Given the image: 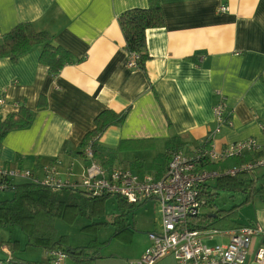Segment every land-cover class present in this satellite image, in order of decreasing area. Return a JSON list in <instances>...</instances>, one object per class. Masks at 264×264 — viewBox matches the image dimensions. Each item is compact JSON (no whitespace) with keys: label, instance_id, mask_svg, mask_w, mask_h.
Wrapping results in <instances>:
<instances>
[{"label":"crops","instance_id":"0c3cea01","mask_svg":"<svg viewBox=\"0 0 264 264\" xmlns=\"http://www.w3.org/2000/svg\"><path fill=\"white\" fill-rule=\"evenodd\" d=\"M158 1L164 23L146 31L149 59L142 71L128 66L117 17L128 9L146 8L147 0H0V38L15 25L30 22L73 58L56 76L39 63V48L15 62L0 59V98L5 101L1 116L22 106L32 117L29 126L2 139L0 166L29 170L40 179L52 169L62 180H79L86 166L82 139L94 129L96 116L111 110L125 112L123 121L97 140L104 149L120 147L111 167L158 179L168 164L158 161L167 143L178 140L179 151L191 156L213 129L212 108L220 98L232 127L215 135L214 149L249 138L264 146V0ZM228 161L213 164L220 165L213 170L232 167ZM242 177L264 183V169ZM158 213V225L148 233L159 231L160 206ZM237 216L239 227L257 225L264 231V202L257 198L245 203ZM211 230L218 229L199 231ZM232 230H218L222 233L204 242L226 244ZM148 245L147 238L141 255L129 261L98 251L93 264H128ZM261 245L264 234L253 239L245 264H258L253 254ZM46 252L16 255L39 262L47 261ZM9 257L7 246H2L0 262ZM172 261L166 256L155 264Z\"/></svg>","mask_w":264,"mask_h":264},{"label":"trees","instance_id":"16d2710c","mask_svg":"<svg viewBox=\"0 0 264 264\" xmlns=\"http://www.w3.org/2000/svg\"><path fill=\"white\" fill-rule=\"evenodd\" d=\"M163 23L164 19L158 0H147L146 8L128 9L117 17V24L127 53L138 55L135 69L143 71L145 63L149 59L146 52V31L160 28ZM34 48L40 49L38 61L47 68V72L51 76H56L66 65L73 63V58L68 51L61 46L52 44L51 36L46 32L36 31L30 22L19 23L1 36L0 59L7 58L15 62L18 57ZM44 105L40 98L38 107ZM124 117L125 112L118 114L111 110L101 112L94 119V129L83 137L80 144L81 149L90 144L94 159L106 171L112 168L115 154L120 147L116 150L104 149L98 146L97 140L108 127L121 123ZM31 120V113L22 106L15 113H10L5 117L1 116L0 147L2 139L8 132L29 126ZM206 145L205 140L201 147ZM180 147L178 140L169 141L165 153L160 155L158 161L160 160L162 164L168 162L171 154L179 151ZM80 155H82V151ZM246 159V155L241 158H232L226 165L235 166ZM218 167L220 165L203 164V168L208 170ZM214 179V185L204 183L200 189V196L205 200L203 208H209L210 211L190 217L188 228L191 230L238 228L239 224L236 223L238 210L245 203L255 198L264 202V183L260 184L255 179L242 176H224ZM218 190H228L240 194L243 201L229 209L214 211V198L218 196L216 192ZM1 192H10L11 198L0 200V230L17 226L26 235V246L41 248L44 251L61 249L73 264H93L98 259L96 255L99 244L89 243L82 247H71L68 245L66 236H56L54 223L57 220L73 223L77 217L89 220L98 218L103 213L104 201L108 196L91 197L84 192H77L68 188L56 190L30 182L12 184L10 189ZM117 199L119 201L118 205L123 209L121 215L109 217L108 221L105 222H94L84 228L113 225L115 229L112 237L129 234L130 225L127 224L126 213L132 212L146 201L129 204L119 197ZM4 245L7 246L10 257L7 261L0 262V264L47 263V261L32 262L18 257L16 253L21 250L18 241L5 242L0 238V250Z\"/></svg>","mask_w":264,"mask_h":264},{"label":"built area","instance_id":"2783aa9c","mask_svg":"<svg viewBox=\"0 0 264 264\" xmlns=\"http://www.w3.org/2000/svg\"><path fill=\"white\" fill-rule=\"evenodd\" d=\"M224 9L219 8L220 11ZM137 61V54H129L130 68H135ZM4 102L0 98V108ZM212 111L214 127L206 137L207 145L196 148L191 156L182 151L173 152L165 173L158 179L148 174L133 175L123 168L106 171L94 159L88 144L83 149L86 166L79 180H62L52 169L40 179L29 170L0 166V191L10 189L12 180L22 179L50 189L68 188L84 192L91 197L115 196L129 204L156 200L160 206V229L148 233V247L139 259L128 264H155L166 256H171L176 264H245L253 239L264 234L257 225L233 229L227 232L229 240L226 244L214 245L206 244L204 239H211L222 232H201L188 228L189 218L196 216L205 204L200 196L204 183L224 176H249L255 170L264 169V146L258 145L254 139L227 144L218 151L214 149L213 138L223 127H232V121L223 98L217 101ZM245 155L250 159L221 171L203 168L206 163L216 164ZM46 255V264H72L61 249L47 251ZM253 256L258 264H264V245L258 247Z\"/></svg>","mask_w":264,"mask_h":264},{"label":"rangeland","instance_id":"374dc122","mask_svg":"<svg viewBox=\"0 0 264 264\" xmlns=\"http://www.w3.org/2000/svg\"><path fill=\"white\" fill-rule=\"evenodd\" d=\"M214 180L215 179H211L206 183L214 185ZM216 192L218 196L214 198V211L229 209L243 201V197L240 194H236L232 191L218 190ZM10 198V192L0 191V200ZM118 202L117 197L108 196L104 201L103 213L98 218L92 220L83 217H77L73 223L57 220L54 223L56 236H66L71 247H82L89 243L99 244V248L97 249L102 255H110L112 258H119L123 261H129L130 259L140 256L144 249L143 246L147 244L148 232L155 229L154 223L158 225L159 205L157 202L151 200L149 204L138 206L132 212L126 213L127 223L131 225V233L125 236L112 237L115 229L113 225L84 228L90 226L94 222H105L108 221L109 217L121 215L123 209L118 205ZM207 211H210V209L202 207L199 210V214L206 213ZM156 229L159 230V226ZM0 238L5 242L18 241L19 248H21V250L17 252L19 255L30 257L38 252L42 253L41 248L25 245L26 235L17 226L2 228L0 230ZM173 262L175 261H172V264H176ZM165 264L170 263L166 262Z\"/></svg>","mask_w":264,"mask_h":264}]
</instances>
